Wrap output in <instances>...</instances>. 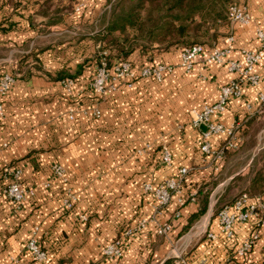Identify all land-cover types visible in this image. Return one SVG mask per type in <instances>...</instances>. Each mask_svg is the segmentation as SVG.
I'll return each mask as SVG.
<instances>
[{
  "label": "crops",
  "instance_id": "crops-1",
  "mask_svg": "<svg viewBox=\"0 0 264 264\" xmlns=\"http://www.w3.org/2000/svg\"><path fill=\"white\" fill-rule=\"evenodd\" d=\"M41 2L0 0V72L18 67L20 57L29 56L1 97L0 264H113L103 248L116 239L122 248L117 264H264V224L256 226L253 216L236 223L228 237L212 215L228 187L231 196L243 188L234 186L235 176L246 174L264 148L259 145L264 77L257 85L243 83L240 96L212 115V121L225 126L241 123L238 149L214 162L200 150L204 128L192 126L190 114L214 103L220 87L233 79L225 64L207 63L198 55L186 72L179 65L182 47L145 54L136 49L128 59L135 66L166 63L173 71L159 81L146 77L128 85L124 80L116 89L97 94L91 88L94 67L86 59L93 52L96 19L106 0H52L49 12L71 4L57 20L38 10ZM76 2L82 3L78 11ZM240 5L249 21L222 27L214 45L231 44L229 59H240L241 50L261 45L255 29L264 30V0H241ZM60 69L70 75L78 72L71 78V92L52 78ZM254 71L263 74V66L256 65ZM225 138L213 135L210 143L217 148ZM164 149L170 152L169 163L161 159ZM55 164L64 169L65 180L54 176ZM6 166L20 170L25 190L20 205L4 192L7 181L1 169ZM180 168L188 170L180 191L156 208L154 195L143 185L156 186ZM210 180L215 185L208 208L189 223L198 207L196 192ZM68 190L75 196L71 208L63 202ZM180 197L186 198L182 206ZM165 223L170 229L159 233ZM255 230L259 236L251 249L237 255L241 242ZM30 238L45 251L44 260L32 261L26 248Z\"/></svg>",
  "mask_w": 264,
  "mask_h": 264
},
{
  "label": "built area",
  "instance_id": "built-area-1",
  "mask_svg": "<svg viewBox=\"0 0 264 264\" xmlns=\"http://www.w3.org/2000/svg\"><path fill=\"white\" fill-rule=\"evenodd\" d=\"M82 7V3H78L75 10L78 11ZM229 18L231 22L246 23L249 21V13L240 4H232L229 7ZM255 35L260 42V47L254 50H241L240 59H229V55L233 48L230 45L226 47L212 46L208 47L203 44H194L185 46L180 51L179 65L189 72L198 55H204L207 63L225 64L228 70L234 74L233 79L223 84L218 93L217 100L206 105L201 110L193 111L190 114V124L198 127L201 124L205 125V130L202 133V143L200 150L211 157L214 162H221L225 156L226 151L237 150L241 144L239 137V130L241 128L240 122H234L230 126H225L221 123L211 120L215 112L221 111L225 108L227 102L231 97H238L241 94V87L243 83L257 85L264 77V30L260 28L255 29ZM230 41H233V35L229 36ZM101 54H104L101 53ZM263 66V74L254 71L256 65ZM174 66L172 64L158 63L141 65L135 67L130 60H121L112 66L102 56L96 67L95 74L91 80V88L97 94H102L106 91L116 89L119 84L128 80L130 85L134 80L139 78L151 77L155 80H162L164 76L172 72ZM16 77L10 73H4L0 76V95H4L13 86ZM61 84L67 92H71L73 80L65 78L61 80ZM259 100L264 103V92L259 94ZM1 110V105H0ZM100 110H95V115L98 116ZM223 134L226 136L223 144L214 148L210 143V138L213 135ZM163 163H169L171 160L170 152L164 149L161 153ZM217 169V167H216ZM186 168H180L175 177L168 178L162 183L153 186L150 183H145L143 189L151 192L156 199V208H162L167 205L173 193L180 191V186L184 176L187 174ZM52 172L55 177L65 180L64 169L60 165H53ZM1 175L10 181L4 188L6 195L16 204L20 205L24 199L25 190L20 182V170L6 166L1 170ZM195 197V191L188 195L190 200ZM75 201V196L68 190L63 200L64 205L71 208ZM186 198H178L179 206H182ZM263 211V214L258 213ZM221 231L226 236L230 237L233 234L234 225L240 222H247L253 216L256 217V226L264 224V195L250 196L247 192H242L231 204L222 206L216 214ZM170 225L165 223L158 230L159 233H167ZM210 239L214 238V234L207 233ZM259 236L258 230L251 232L248 237L241 242L236 250L237 255L242 256L248 252L253 246L254 242ZM26 248L30 253L31 259L34 262H40L46 258L45 251L40 247L34 238H30L26 243ZM105 255L113 260V264H117L122 255L121 242L116 239L108 243L103 248ZM190 264V263H188Z\"/></svg>",
  "mask_w": 264,
  "mask_h": 264
},
{
  "label": "trees",
  "instance_id": "trees-1",
  "mask_svg": "<svg viewBox=\"0 0 264 264\" xmlns=\"http://www.w3.org/2000/svg\"><path fill=\"white\" fill-rule=\"evenodd\" d=\"M240 2V0H108L109 7L103 9L97 17L98 29L92 36L94 42L99 43L101 53L104 54H96L91 60L86 59V61L93 65L95 74L102 56L112 66L121 60L129 59L130 54L136 49L145 54L152 50H167L171 47L194 44L212 47L221 34V28L231 22L229 7ZM50 4L52 0H42L38 10L53 20H57L63 10L67 11L71 8V4L55 6L49 12ZM28 57V55L20 57L19 72H22V67L27 65ZM31 59L38 61L34 56ZM149 64L152 63L142 65ZM76 74L70 75L66 70L60 69L52 78L63 80L68 77L74 78ZM242 131L245 135L247 129L243 128ZM241 184L244 186L236 194L231 196L228 187L218 197L213 206V216H216L222 206L231 204L242 192H247L250 196L264 195V148L250 163L246 174L239 173L235 176L234 186ZM214 185L215 181L210 180L198 188L197 211L192 215L189 223L208 208Z\"/></svg>",
  "mask_w": 264,
  "mask_h": 264
},
{
  "label": "rangeland",
  "instance_id": "rangeland-1",
  "mask_svg": "<svg viewBox=\"0 0 264 264\" xmlns=\"http://www.w3.org/2000/svg\"><path fill=\"white\" fill-rule=\"evenodd\" d=\"M241 1V0H240ZM78 3H81V2H76L75 4L77 5ZM109 7V4H108V0H106L105 4H104V8L103 9H107ZM73 10V9H72ZM93 52L90 53V57L88 58L89 60H91L94 55H98L102 52L100 46H99V43L97 42H94L93 40ZM128 60V59H127ZM19 62V61H18ZM4 73H10V74H13L16 79L19 78V75L21 72L18 71V67L17 66H14L10 71H3L0 73V76ZM5 95V94H4ZM4 95H0V105H1V110H0V120L4 119L5 115H4V111H3V107H2V100H1V97H3ZM263 123H260L259 125L262 127V133H261V139H260V143L259 145L262 146L264 145V120L262 121ZM245 161V160H244ZM241 169L244 167L243 166V163L239 166ZM4 168V167H3ZM2 168V169H3ZM1 169V170H2ZM1 177L3 178V180H6L7 183L5 184V186L8 184V182L10 181V178L8 177V179L4 178L2 175ZM5 188V187H4Z\"/></svg>",
  "mask_w": 264,
  "mask_h": 264
},
{
  "label": "water",
  "instance_id": "water-1",
  "mask_svg": "<svg viewBox=\"0 0 264 264\" xmlns=\"http://www.w3.org/2000/svg\"><path fill=\"white\" fill-rule=\"evenodd\" d=\"M200 126H202L204 128V130L206 129L204 124H201Z\"/></svg>",
  "mask_w": 264,
  "mask_h": 264
}]
</instances>
